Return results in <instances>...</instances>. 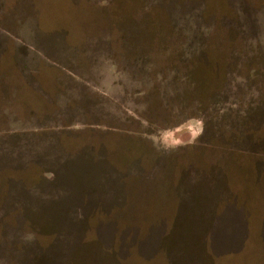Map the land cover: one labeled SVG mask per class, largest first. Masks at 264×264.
Here are the masks:
<instances>
[{"label": "rangeland", "instance_id": "374dc122", "mask_svg": "<svg viewBox=\"0 0 264 264\" xmlns=\"http://www.w3.org/2000/svg\"><path fill=\"white\" fill-rule=\"evenodd\" d=\"M0 264H264V0H0Z\"/></svg>", "mask_w": 264, "mask_h": 264}, {"label": "trees", "instance_id": "16d2710c", "mask_svg": "<svg viewBox=\"0 0 264 264\" xmlns=\"http://www.w3.org/2000/svg\"><path fill=\"white\" fill-rule=\"evenodd\" d=\"M207 54H208V53H205L206 56H207ZM198 61H200V60L198 59Z\"/></svg>", "mask_w": 264, "mask_h": 264}]
</instances>
